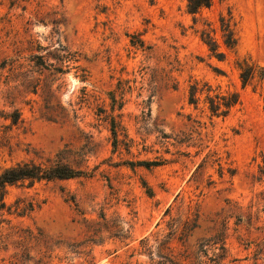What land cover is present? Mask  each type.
<instances>
[{"label": "rangeland", "instance_id": "rangeland-1", "mask_svg": "<svg viewBox=\"0 0 264 264\" xmlns=\"http://www.w3.org/2000/svg\"><path fill=\"white\" fill-rule=\"evenodd\" d=\"M244 59L264 68V0H0V172H81L7 185L0 264H264V100ZM194 81L241 102L212 116Z\"/></svg>", "mask_w": 264, "mask_h": 264}, {"label": "trees", "instance_id": "trees-1", "mask_svg": "<svg viewBox=\"0 0 264 264\" xmlns=\"http://www.w3.org/2000/svg\"><path fill=\"white\" fill-rule=\"evenodd\" d=\"M211 4L212 0H188V11L195 14L201 8L209 7ZM221 29L225 38V44L228 47L236 46L237 38L234 28L230 21L226 20L224 17L221 18ZM204 42L218 59L224 58V53L219 51L217 42L212 39L211 36L206 35ZM238 67L240 69L242 88H246L252 85L254 81H257L258 85H260V95L264 100V68L247 59L238 61ZM218 89L213 88L212 85L207 82L201 83L200 81H194L189 88V103L198 106L201 96L204 95L203 101L212 116L227 117L231 111L240 104V92H222ZM79 175H81L80 171L75 170L69 165L59 163L49 167H43L41 164L35 162H21L4 168L0 172V207L5 206L3 200L7 185H12L24 180L69 179Z\"/></svg>", "mask_w": 264, "mask_h": 264}]
</instances>
